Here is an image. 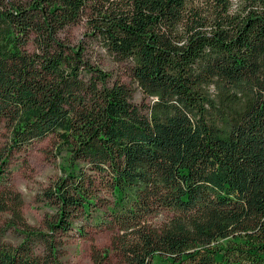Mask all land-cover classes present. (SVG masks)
<instances>
[{
  "label": "trees",
  "instance_id": "1",
  "mask_svg": "<svg viewBox=\"0 0 264 264\" xmlns=\"http://www.w3.org/2000/svg\"><path fill=\"white\" fill-rule=\"evenodd\" d=\"M51 133L47 229L0 193V264H71L57 236L89 219L113 230L96 264H264V0H0V174Z\"/></svg>",
  "mask_w": 264,
  "mask_h": 264
},
{
  "label": "rangeland",
  "instance_id": "2",
  "mask_svg": "<svg viewBox=\"0 0 264 264\" xmlns=\"http://www.w3.org/2000/svg\"><path fill=\"white\" fill-rule=\"evenodd\" d=\"M85 28L84 22L72 27L66 34L69 42H76L79 38L86 40ZM93 53H95L94 57L104 69H107L113 76L118 77L126 84L134 86L124 62L115 61L100 48L95 47ZM141 99L140 91L134 89L133 101L139 102ZM57 143V135L54 133L36 140L26 151L14 152L0 174L2 176L0 193H19L23 201L21 206L22 221L43 231L47 229L45 223L47 208L39 201L36 193L59 173L58 164L61 159L56 153ZM99 206L101 207L99 212L105 215L103 211L105 209L104 204ZM93 220L84 221L86 230L84 235L70 232L67 235L57 236L56 244L60 259L71 264H96L94 248L103 251L106 247H110L113 230L104 226L99 227ZM16 221L17 218H14L9 210L0 211V237L2 240L10 243L19 241L20 235L18 232L15 231L14 227L9 226V224L17 225L15 224ZM37 249L41 250V245L37 246ZM117 258V253L111 249L104 263L107 261L114 262Z\"/></svg>",
  "mask_w": 264,
  "mask_h": 264
}]
</instances>
